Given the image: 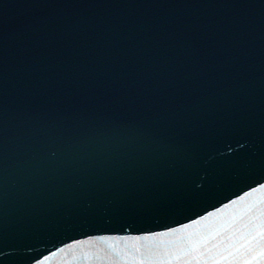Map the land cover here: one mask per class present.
<instances>
[{"label":"water","instance_id":"water-1","mask_svg":"<svg viewBox=\"0 0 264 264\" xmlns=\"http://www.w3.org/2000/svg\"><path fill=\"white\" fill-rule=\"evenodd\" d=\"M73 1V0H72ZM113 2H116L118 5H122L125 6V10L129 11V10H134V8H138L139 5H141L139 7V9L142 10H148V9H159V7H167L170 6L172 4L177 5L178 0H173V1H169V0H112ZM181 3L185 2L186 0H180ZM102 2V1H100ZM174 2V3H173ZM59 19V16L57 17V20ZM6 26V27H5ZM13 24H5L4 25V29L2 31H0V41L4 42V40H2L4 37H9L8 35L14 31V32H19V31H24L25 26L22 28L21 30L17 29L15 30Z\"/></svg>","mask_w":264,"mask_h":264},{"label":"snow or ice","instance_id":"snow-or-ice-1","mask_svg":"<svg viewBox=\"0 0 264 264\" xmlns=\"http://www.w3.org/2000/svg\"><path fill=\"white\" fill-rule=\"evenodd\" d=\"M261 187H264V185H261Z\"/></svg>","mask_w":264,"mask_h":264}]
</instances>
